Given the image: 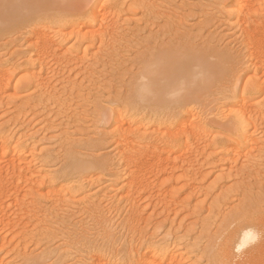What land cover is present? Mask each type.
Segmentation results:
<instances>
[{
	"label": "bare ground",
	"instance_id": "1",
	"mask_svg": "<svg viewBox=\"0 0 264 264\" xmlns=\"http://www.w3.org/2000/svg\"><path fill=\"white\" fill-rule=\"evenodd\" d=\"M126 1L128 0H0V34L22 30V32L26 34L23 35L27 37L25 44L28 45L29 49V51H27L28 57H26L27 54L22 56L25 57L23 61L21 59L22 57L18 58V56L23 53L19 51L17 52L18 56H16L17 60H15L14 63L9 64V62H0V102L4 100L2 95L11 87V81L14 75L12 72L18 69L23 73L22 79H26L25 86L34 88L33 90L35 91L27 104L32 113L35 108L41 109L42 111L46 103L53 102L52 104L57 105L65 103L61 98L62 96L60 97L61 100L59 99L61 95L59 91L62 90H59L60 88L56 89L58 85L55 82L58 81V76H60L59 73L72 62L74 66H76L75 64L79 65L80 62L81 64H83L82 62L84 61L86 62L87 57H89L88 54H91L92 51L89 52V50L95 47L97 39H99L100 45L96 47L99 52H102V37L99 36L102 35V33L98 28L94 29L95 27L93 28V26L99 22V18H101L100 22H104L107 16H110L111 19H107V24L112 27L113 23H115L113 27L116 28L117 26L115 25L118 23L116 20L113 21L115 13H117L118 7ZM132 1L135 2V0H130V2ZM259 1L260 0H225L226 5H224V7L227 6V18L231 20L229 22L234 23L236 27H238V34L235 32L236 35L234 33L232 35H235V42L237 41L236 43L234 42L237 45L235 47L232 45L233 47L231 48H214L210 44L200 45V47H197V45L167 44L166 46L155 48L156 50L154 49V51L143 58L141 66H139L140 68L138 67L139 69H137L138 72L134 73L135 75H133L134 77L132 76L133 78L130 77V79L132 78V82L129 80L131 83H129V87H131L129 91V101L126 103V107L129 109L119 114H116L117 111L116 113L115 111L110 113L112 110L110 112L107 110V112H102L101 110L99 113V118L102 120V122L99 121V123L108 124L112 128L111 137L115 145L114 151H117L113 154L111 152L110 155H112L107 156L105 159L94 162L82 161L69 154L71 157H68L67 164L64 165L63 169L65 170H61L58 177L50 176L49 171L46 170L48 171L46 172L45 169H43H47V167L43 166L42 168L40 167L41 163H38V166L34 163L36 160V155L34 154L36 150L35 144L37 143L28 144L29 148H27V151L24 149L22 151L21 149V144L23 146L22 142L25 140L23 138H26V136L30 134L28 132L29 130L27 132L24 130L25 133H28L27 135L19 136L13 133L15 131L9 128L12 124L7 127L12 133L6 127L0 128V229L18 227L21 229L19 234L23 235L25 239V228L27 226L23 222L22 216L19 214L24 209L23 203H25V199L26 204L28 203L30 206L41 203L40 201L42 198H44V200L49 199L51 203L54 202L51 204L53 207L55 203L60 204L62 203L61 201L64 202L63 199L66 200V196L69 195L70 197L68 196L67 200L69 199L70 201V198H72V203H79V201H82V203L88 202L86 208L84 205V209H87L89 214L94 215L95 225L99 226H97L99 230L95 228V230L99 232L95 231L97 234L93 232L97 235L96 237L89 238V236L86 235V237L82 234V238H78V241L75 242L76 244H80H77L80 248L82 246L85 247L86 252L89 251L87 257L90 258V261L85 262L86 259L84 258L81 262L79 259L81 264H167L171 260L172 262L175 261L176 264L180 263L181 259H179L180 256L176 251L178 250L176 246L179 245L174 246V244L175 250L171 249L172 242L176 243L178 237L173 238L174 234L171 231L167 234L165 233V236L160 241H152L154 238L151 240V237L150 239L146 238L145 234H142L140 231L138 232L140 222L143 220L139 201L146 195H149V199L151 200L154 193H161L163 188H161V184H159L161 182L158 181L159 176L167 171L169 167L173 168L172 173H174V170L177 168V163H181V169L185 168L184 164L185 166L187 164H193L194 167L189 166L193 169L189 170V173L183 174V176L185 175V177H188L186 178L187 182H191V180L197 181L196 175L199 176V173L202 171L200 169L202 165L209 166L207 164H210V166L214 165V167H216L219 166V163L224 164L226 161L232 164L231 166L227 163L225 164L228 167L230 166L229 169L231 170L237 166L240 161H244L239 170L241 173L240 176H244V173H247V168L255 166L249 164L250 160L248 155L254 152L252 150L260 151L261 143L258 138L256 139L257 136H253L255 132L252 128L257 125L260 126V122L261 124L264 123V108L261 104V97H263L261 95L264 93V12L260 13L258 11L257 13V11L255 12L254 10ZM140 2L144 6L145 2L141 0ZM220 5L222 4L220 3ZM148 7H151V5L149 4L148 6V4L145 3L144 9L146 11L151 10ZM43 15H45V17L42 18ZM103 22L100 23V27L103 26ZM118 29H120V27ZM64 31L65 33L68 32L70 36H75L77 39L80 38L82 41L81 44L84 43V46L82 45L84 48L82 49L80 46H76V44L70 46L65 44L64 46V40H62L64 38H60L64 36ZM98 32L100 34H98ZM112 34L109 35L111 36ZM116 35H118L117 31ZM98 36L100 38H98ZM104 40L107 41L106 38ZM98 51L93 52L92 55L99 56L100 54ZM30 52L33 54L29 55ZM102 53L109 60L115 59L112 54L106 52ZM19 59H21V63H17ZM96 61L98 63V60ZM54 64H57L58 67ZM56 67L61 70H56ZM62 78L63 80L66 79H64V77ZM68 82L70 84L71 81L69 80ZM57 83L59 85L63 84V86L65 84L64 82L62 83V81L60 83L58 81ZM74 85V83L70 86L66 85L67 90L64 88V92L65 90L67 92L70 90L69 92L71 93L72 87H76ZM17 86L18 84L15 85L14 88ZM68 87L70 88L68 89ZM58 94L60 95L58 96ZM61 101L63 102L61 103ZM262 101L264 102V99H262ZM50 104L46 106L48 107ZM146 111L148 113H145ZM141 112L145 113H142L144 116L141 115ZM42 114L44 115V113ZM129 114L135 119L133 122L134 125H137L135 128L132 127L133 129L130 128L133 118L129 116L128 120H125V118L127 119L126 115ZM138 116L142 118L149 117V119H151V121L148 119L149 123L152 122L153 124L146 123V125H141L142 122L140 121L142 118L140 119ZM17 119L19 120V118ZM129 119H131V121ZM18 120H16V123L14 122L15 124L13 125H19L17 124ZM44 121L41 120V122H43L42 124H45ZM21 123L20 125L24 124V122ZM28 123L27 125H30V123ZM131 125L133 126V124ZM211 125L216 126L218 129H215L216 131L214 130L215 132H213V130L210 129ZM42 127L45 128V131L51 128L48 127V123L45 124V126L42 125ZM25 128L26 127H24V129ZM39 128L41 129V127ZM40 129L36 131H40ZM21 131H23L22 128ZM21 131H19V133ZM34 136H29V138H33ZM66 138L67 136H65V139ZM66 140L68 141V139ZM69 142L70 141L66 144V147L70 144ZM195 142H200L199 144H201V146H198V143L194 146V144H196ZM24 146L27 147V145ZM194 154L199 155V159H196L197 156L195 157ZM50 155L52 154L47 153L45 157H50ZM200 155L202 160L200 159ZM252 157L254 158V156ZM40 158L42 157L40 156ZM251 160H253L251 161V164H253L255 161L254 159ZM202 161H205L206 164H201L200 162ZM209 161L211 162L208 163ZM212 161L214 163H212ZM39 162L42 161L39 160ZM216 163H218V165ZM194 164H197V168ZM221 164L220 166L223 167ZM198 165L200 166L198 167ZM222 167L220 169H222ZM223 168H225V166ZM94 169L105 172V174L110 177L109 185L111 184L113 186L107 187L112 189L116 184L121 185L119 191H121L120 195L122 194V196L120 197L118 194L117 196L119 198H114L113 201L116 199L117 204L115 205L118 211L121 209L120 204L124 203V207H121L123 209L127 207L128 210L125 209L128 213L125 212L127 216L124 214L123 217L125 216V218L123 219L122 217L123 220H120L119 223L117 221L115 223L114 220L110 223V219L108 218L109 220H107V216L101 214L100 209H98L103 206H95L98 202L90 197L91 194L86 195L89 194L87 193L88 190L86 192L84 191L85 185L82 186L83 182H81V179L85 181L91 180L92 182L94 178L88 174ZM187 169L188 166L185 170ZM29 171L33 174L30 178L25 175L28 174ZM42 171H44V173H42ZM82 173L83 175H79L78 178L70 176ZM210 173L212 172L210 171ZM201 174L202 173H200V175ZM94 175L95 174H93V176ZM22 179L24 180L20 181ZM28 179L32 180L30 182H33L34 185L33 183H30L32 186L27 184V187L26 185L28 191L27 195H29L30 199H33L27 202V198H25L27 195H23L22 198L20 196L22 193L20 182L24 183V181ZM59 179H61V181H58ZM73 180L79 183V185H75L77 186L75 189L72 185L69 186L72 184L70 182ZM74 181L73 183H75ZM88 181H86V183ZM62 182H64V184ZM91 182L89 181L87 185H90ZM67 184L68 186H66ZM188 184L190 183H187V185ZM34 186L37 188H34ZM72 189L74 190L72 191ZM103 189L106 190L105 187ZM103 189L101 188V190ZM237 189L236 187V189H232V191L236 192ZM107 193L106 195L108 196L109 194ZM78 194L80 198L77 196ZM234 194L239 195L241 193L236 192ZM75 196L78 198H75ZM95 196L97 197L96 194ZM117 196L115 195V197ZM100 197H98V199ZM107 199L106 201L103 200L108 203L111 198L109 201ZM67 200L65 202L69 203ZM93 203L95 204L93 205ZM26 204L25 206H27ZM101 204L103 205V202ZM107 205L109 206V204ZM252 205L254 204L242 201L237 210L232 213L229 219L231 220V225L229 229L222 234L219 242V251L221 255L217 257L216 254L210 252L212 264H264V210H255V208L251 207ZM56 206L53 208H56ZM60 206L61 208L64 207L63 203ZM108 206L105 207L109 208ZM13 207L15 209L11 214L13 217H11V215H8V212H10ZM52 210L54 211L55 209ZM122 210H120L121 214ZM109 211H111V209ZM116 213L117 212H115V214ZM119 213L117 214L120 215ZM47 215L51 216L50 213ZM82 225L84 226L85 224ZM83 228L86 229L87 227L85 228L84 226ZM119 228L124 229L126 232V238H124L122 243H120L122 237L119 234V231L122 229ZM89 233L87 234H92ZM5 239L4 236L1 237L0 235L1 242H4ZM64 239V241L67 242V239ZM23 245L22 249L24 250V246L26 245ZM70 245L71 244H69V246ZM3 246H5V244ZM19 246L17 245V247ZM71 246L69 248L73 247ZM26 247L25 249H28V247ZM64 248L66 249L68 247ZM74 248L77 247L74 245ZM22 249H15L13 253L7 251L5 255L11 252L13 254L11 257L13 258V256H15V258L18 259L14 261H5V257L2 255L1 257L3 259L0 258V264H46L45 258L49 257L46 255L48 253L51 254V251H46L45 254L42 252L41 255H33L28 254V250L26 252ZM60 250L63 252L62 249ZM69 251H73V249L66 250L59 254V260L64 261L68 253L70 254H68L70 256L68 257L71 259V252ZM11 253H9V256ZM91 253L92 255L90 257L89 255ZM68 257H66V260H68ZM72 260H74V258Z\"/></svg>",
	"mask_w": 264,
	"mask_h": 264
},
{
	"label": "rangeland",
	"instance_id": "2",
	"mask_svg": "<svg viewBox=\"0 0 264 264\" xmlns=\"http://www.w3.org/2000/svg\"><path fill=\"white\" fill-rule=\"evenodd\" d=\"M141 1L148 4V6L150 4L151 7L148 8L151 10H147L148 11L147 12L144 9L145 3L143 6L140 0H137V2L136 0L135 2L134 1L130 2V0H128L125 2L126 4L122 3L121 4L122 6L120 5L121 7L119 6L118 10L116 11L117 13H115V17L113 21L116 20L118 23V24L116 23L117 25H115L117 26L116 28L113 27L115 23H113L112 27L109 26V24H107L108 22L107 19H111L110 16H107V18L105 19L106 23L105 21L104 22L101 21L103 22L102 27H100L101 18H99V22L93 26V28L95 27L94 29L98 28L99 31L102 33V35H99L102 37V46H103L102 47L103 50L101 49L102 52L112 54L113 58L115 59L109 60L108 58H106V56H104L102 52L98 51L96 46L100 45V41H98L99 39H97L96 40L97 45L95 43V47L90 48L89 52L92 50L91 54L89 53L90 54V55L88 54L89 57L86 56L87 59L85 58L86 62L88 61L87 63L83 60L85 62V63L82 62L83 64H81L80 62L79 65L75 64L76 66H74V63L72 62L71 64L73 65L70 64L69 65L70 67L69 66L64 67L62 69L63 71L59 73L60 76H58L59 83L62 81V83L64 82L67 86L73 85L74 83L75 84L74 86H76L75 88L72 87L71 89L72 92L70 93L69 92L70 90H68V92L66 91L67 86L65 84L64 87L63 84L59 85L57 83L58 81L55 82L58 85V88L56 89L60 88L59 90H62V91L58 90L61 94V95L58 94V96L60 95L59 99L61 100L62 98V100L65 103H62L63 101H61L62 104L57 105V104H52L53 102L49 101L51 104L46 103L44 105L45 110L42 109L41 111V109L35 108L34 112L32 113L30 107L27 104L30 101V98L33 96V93L35 92L33 90L34 88H29L25 86L26 79L25 78L22 79V75H23L22 71L17 69L12 72L14 73V75L11 81L12 82L11 87L2 95L4 97L3 98L4 100L1 101L2 103L0 102V128L3 127L7 128L10 124H12L9 126V128H11L12 131H15L13 133L18 134L19 136H24L25 134L27 135L28 133H25V131L27 132L29 130L28 132L30 134H28L26 138H23L25 140L22 142L23 146L21 144V149L22 151L23 149L27 151V148H29L28 146L30 145V143L31 144L37 143L35 144V146H36V150L38 151L35 150L34 152V154L37 157L33 155L35 156L37 161L35 160L34 163H36V166H38L41 163L40 167L42 168L43 166L47 167V169L46 168L43 169H45V171L48 170L50 176L58 177L60 175L59 172L61 170L62 171L65 170L63 169L64 165L67 164L68 157H71L69 156V154L73 155L74 158L82 161L94 162L101 159H105L107 156L110 155L111 152L112 154L117 152L114 151L115 145L113 144V139L111 137L112 128L108 124L105 125L104 123H102L103 124L102 125L101 123H99V121L102 122V120H100L99 118V113L101 112V110L102 112H107V111L110 112L112 110L110 113L114 111L116 113L117 111L116 114H119L120 112H125L127 109H129L128 107H126V103L127 101H129L128 98L131 87V86L129 87V83L130 81L132 82V78L134 77L133 75H135L134 73L138 72L137 69L140 68L139 66H141V61L143 60V58L146 57L152 51H154L155 48L157 47L159 48V46L161 47L164 45L166 46L167 44L194 45V46L197 45V47H200V45L203 46L205 44H210L214 48L216 47L231 48L233 46L234 47L237 46L235 44L237 42V41L235 42V35L238 32L237 31L238 27H236L234 23L229 22L231 20L227 18V14H226L227 6L224 7V5H226L225 0H147V2L146 0L144 1L141 0ZM220 3L222 5H220ZM254 10L255 12L257 11V13L258 11L260 13L264 12V0H260L258 4L255 6ZM43 17H45V15H43L42 18ZM107 25L108 27L111 28H108ZM119 27L120 29H118ZM112 28L114 35L112 34ZM109 30L111 31V33ZM116 31L118 35H116ZM63 33H65V31ZM66 33L63 34L64 35L63 37H60L61 39L64 38L62 39L64 40L63 42L64 46L65 44L67 46L76 44V46H80L82 49L84 48L83 47L84 43L81 44L82 41L80 38L79 40L75 36L68 35L69 34L68 32ZM233 33L235 34L234 36H232ZM23 34L25 33L22 32V30L9 31L7 33L5 32L0 34V62L2 61L9 62V64H12L15 62V60H17L16 58V56H18L17 52L19 51L23 52L21 55L18 56V58L27 54V51H29L28 45L25 44L27 37L25 36L26 34L25 35ZM98 34L100 33L98 32ZM109 34L113 35V36L111 35L112 38ZM99 36L98 38H100ZM105 38L107 41L104 40ZM96 51H98L100 55L99 56L94 55L95 56L94 57L92 53ZM31 54L33 53L30 52L29 55ZM26 57H28V54L26 55ZM21 59L23 61L25 57H22ZM21 59H19L18 61L20 62L17 61V63H21ZM96 60H98V63ZM57 67L55 69L56 70L58 69L60 71L61 69ZM61 75L62 77H64V79L65 78L66 79L63 80ZM130 77L132 78L130 79ZM59 79L62 80L60 81ZM67 80L68 81L70 80L72 83L70 82L69 84ZM17 84L18 86L14 88V86ZM64 88L66 89L65 90L66 93L63 90ZM69 88L70 87H68V89ZM58 91L56 92L59 93ZM261 96H263L261 98L264 99V93ZM262 99H261V104L264 108V102L262 101ZM47 104H50V106L47 107L46 106ZM48 108L50 111L48 110ZM42 113H44L45 116ZM142 113L143 112H141V115ZM145 113L148 112L146 111ZM126 116L127 119L125 118V120H128L129 116L133 118L131 122L133 126L130 124V128L132 127L135 128V126L137 125L136 124L134 125L133 123L135 120L134 117L130 114ZM140 116L138 117L141 119L142 117ZM17 118H19V120ZM143 118L140 121L142 122L141 125H146V123H149V120L151 121L149 117H143ZM43 119L48 123V127H51L48 128V130L46 131L45 128L42 127V125L45 126V124H47ZM16 120H18L17 124H19L17 126L19 127L22 125L23 126L19 128L16 125H13L16 123ZM41 120L44 121L45 124H42L43 122H41ZM47 120L50 122H48ZM129 120L131 121V119ZM21 122L22 123L24 122V124H22ZM28 122L30 123V125H27ZM20 123L22 125H20ZM149 124H153V123L150 122ZM257 126H254L252 130H254L255 132V134L253 133V136L255 137L257 136L256 139L258 138L260 140L261 150L260 151L252 150L254 152L248 155L250 160L249 164L251 166L252 165L255 166H252L251 168H247V171L245 170L247 173H244V176L243 175L240 176L241 173L239 172L241 166L243 165L242 163L244 161L243 162L240 161L237 164V166L234 167L235 169L234 168L231 169L232 171L229 169L232 164H229V162L226 161L224 162V164L219 163V166L221 164L223 165V167L225 166V168H223L222 166L220 167L219 166L214 167V165L210 166V164H207L210 167L202 165V167H200V169L202 170V171L200 170L201 171L200 173L202 174L200 175L199 173V176L196 175L197 177V181L195 180L196 182L192 180L191 182L190 181L187 182L186 178L188 177H185V175L183 176V174H187L189 173L188 172L189 170L193 169L189 167V166H193V164L192 165L187 164L186 166L184 164L185 168L181 169L180 167L181 163H177V168L174 170V173H172L173 172L172 167L167 168V171L161 174L158 180L159 182L161 181L159 184H161V188H163V191L159 194L154 193L151 200L149 199L150 196L146 195L144 196V198H142L141 201H139L140 208L143 214V220L140 222V228L138 232L140 231L142 234H145L146 238L150 239L151 237V240L154 238L152 241H160L165 236V233L167 234L169 231H171L174 234L173 238L178 237V241L176 243L172 242L171 245L172 250H175L174 246L179 245L176 246V249H178L176 250L177 254H179L180 256L179 259H181L180 263L178 264H212L210 258V252L216 254L217 257L221 255L219 251L220 239L222 237V234L229 229L231 225V220L229 219L231 218L232 213L237 210V208L242 203V201L246 203H253L254 205H252L251 207L255 208V210H264V123L261 124L260 122V126L259 125ZM24 127H26L27 129L26 128L24 129ZM39 127H41V129ZM9 128L7 129L12 133V131ZM21 128L23 129V131H21ZM38 129H40V131H36ZM210 129L213 130V132H215L216 131L215 129L218 128L214 125H211ZM41 130L44 132H42ZM19 131H21L24 134H22L21 132L19 133ZM32 135L34 137L29 138V136L32 137ZM65 136H67L66 139H68V141H70L69 143L71 144V145L69 144L70 146L67 145L68 147H66L68 141L65 139ZM197 143L199 144L200 142ZM197 143L194 144V146L197 145ZM24 145H27V147H25ZM198 146H201V144H199ZM47 153L52 154L50 155L51 158L49 156L45 157ZM195 154L194 156L195 157L197 156L196 159H199L198 157L199 155H195ZM40 156L42 158H40ZM252 156H254V158ZM200 159H201V155H200ZM251 159H254L255 161L253 164H251V161H253ZM39 160H41L42 162H39ZM210 162L211 161H209L208 163ZM200 163L206 164L205 161L204 162L202 161ZM212 163L214 162L212 161ZM226 163L229 164L230 166L228 167L227 165H225ZM216 164L218 165V163ZM194 165H196L195 167L197 168V164ZM187 166L188 169L185 170ZM199 166L200 165H198V167ZM221 167L222 169H220ZM226 168L229 169L230 172ZM210 171L212 173H210ZM30 172L31 171H29L28 174H25L28 176V178H30V176L33 175ZM42 173H44V171H42ZM93 174L95 175L93 176ZM79 175H83V173L73 174L70 176L78 178ZM88 175L94 179H92V182L91 180H89L91 182L90 183L91 186L89 184L87 185V183L89 182L88 180H86L88 181L86 183L85 180L81 179V182H83L82 186L85 185L84 191L86 192L88 190L87 193H89V194L86 193L85 194L92 195L93 193V195L92 196L90 195V197L94 201L98 202V203L95 202L96 203L95 206L98 205L100 207L103 206L101 208H98L99 207L98 206L97 208L100 209L101 214L107 216L106 217L107 220L109 219L111 220V221L109 220L110 223L113 220L115 223L116 221L118 223L120 222V220L122 221L125 218V216L123 217V215L125 214L127 216L128 209L127 207H125L127 210L125 208L124 210L122 208L124 207L123 206L124 203L120 204V208H121L120 210L123 209L121 214L120 210L119 211L116 210V205H115L117 204L116 199L119 198L118 196L120 197L122 196V194L120 195L121 191H119V187L121 185L116 184L114 185V187H112V189L110 187H107V186H113L111 184L109 185L110 177H108V175H106L105 172H102L98 169L91 170ZM23 180L24 179L20 181ZM76 180L75 181L73 180L75 183L71 181L70 183L72 184H70L69 186L72 185V187L75 189V187H77L75 185H79V183ZM27 181H24V183L20 182L21 184L20 189L22 192L20 195L21 198L23 197V195L28 194L26 185L28 184L30 186L33 183L30 182L32 180H29L28 182ZM58 181H61V179H59ZM105 181L108 183H106ZM62 183L64 184V182ZM187 183L190 184L187 185ZM68 184L66 186H68ZM86 186L88 189L86 188ZM103 186L105 187L106 190L103 189L104 188ZM198 187L200 190L198 189ZM236 187L238 188L236 192H240L241 194L239 195L234 194L236 192H233L232 189L234 190L236 189ZM34 188L37 187L34 186ZM101 188L103 190H101ZM74 189H72V191ZM100 190L104 194H102ZM98 193L102 198L99 196ZM106 193L109 194L108 195L109 197L106 195ZM95 194L97 195V197L95 196ZM115 195L118 196L115 197ZM68 196H66V200ZM77 196H79V194ZM98 197L100 198L98 199ZM25 198H27V202L33 200L30 199L29 195H27ZM75 198L78 197L75 196ZM110 198L112 199V201ZM114 198H116L115 201H113ZM70 199L72 200V198ZM103 199L105 201L106 199L108 201L110 199L111 202L109 201L108 203H106ZM63 200L64 202L66 201L65 199ZM71 200L69 201L68 199L67 201L69 203L65 202V205L64 202L61 201L64 206L62 208L60 206L62 203L60 204L55 203L54 206L56 205L57 206L56 208H53L54 206L52 207L51 204L54 202L51 203L49 199L44 200V198H42V200L40 201L41 203H38L35 206H30L28 203L26 204V199H25V203H23L24 209L19 213L22 216L23 222L27 226L25 228L26 229L25 239L23 238L24 237L23 235L19 234L20 233L19 231L21 229L18 227H9L4 229L1 228L0 235L1 237L4 236L6 239L4 240V242L2 241L5 244V246H3L4 244L0 240V244L2 243L0 246V252H1L0 258H2L1 256L3 255V257L5 258L7 257L6 259L4 258L5 261H14L16 259L15 256H13V258L11 257L13 255L12 254L13 250L22 249V245L24 244L28 247V249H25L26 246L23 245L24 250L26 252L28 250L27 252L28 254L41 255L42 252L43 254H45L46 251L47 252L51 251L52 255L50 253L46 255L49 256L45 258L46 264H74V263L81 264L84 258L86 260L88 259L87 261L85 260V262H89L90 258L87 257L89 251L86 252L85 247L82 246L80 248V246H78L80 244L77 243L78 244L77 245L75 242L78 241V238L80 237L82 238V234L83 236L84 235L89 236V238L96 237L97 236L96 232L99 230L98 229L99 226L97 225L98 226L97 227L95 225L94 215L89 214L87 212V209H84V205L86 208V205L88 204L87 201L85 203H82V201H79L78 199L80 203L79 204L77 202V199H76L77 203L75 202L72 203L73 200L72 201ZM102 202L103 205L101 204ZM95 203H93V205ZM25 204L27 206H25ZM107 204H109V206ZM104 205L108 206L109 208H106ZM14 209L15 208L13 207V209H11L10 212H8L9 213L8 215H11ZM52 209L55 210L53 211ZM104 209H105V213H104ZM110 209L111 211H109ZM48 212L52 217L47 215L49 214ZM106 212L108 215L106 214ZM115 212L117 213L120 212L119 214L121 216L118 215L117 213L115 214ZM11 217H13V215H11ZM82 224H85L84 225L85 228L87 227L89 229L87 228L84 229L83 228L84 226ZM95 228L98 230H95ZM93 232H95L96 234ZM87 233L89 234L92 233L93 236L92 234L88 235ZM119 234L122 237V240L120 242L122 243L124 241V238H126L125 236L126 232L124 229H122L119 231ZM64 238L67 239L66 240L67 242L64 241L65 240ZM68 243L71 244L73 247L70 245L72 248H69L70 246ZM17 245L20 246L17 247ZM74 245L77 248H74ZM63 246L68 248L65 249ZM60 249H62L63 252L66 250L73 249V251H69L71 252V259L69 258L70 254L68 253L69 255L68 254L66 255V257L69 256L68 260H66V257L64 258V261L59 260L58 258L59 254L63 253L61 252ZM80 249L83 251H81ZM7 251L12 252V253L9 252L11 253L10 256L9 253L5 255ZM91 255L92 253L89 256L91 257ZM73 258L74 260H72ZM79 259L81 262L79 261ZM169 263L172 264L175 263V261L172 262L171 260L167 264Z\"/></svg>",
	"mask_w": 264,
	"mask_h": 264
}]
</instances>
